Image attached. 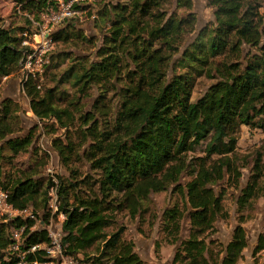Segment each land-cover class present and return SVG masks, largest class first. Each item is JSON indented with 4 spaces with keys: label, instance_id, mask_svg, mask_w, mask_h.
I'll list each match as a JSON object with an SVG mask.
<instances>
[{
    "label": "trees",
    "instance_id": "1",
    "mask_svg": "<svg viewBox=\"0 0 264 264\" xmlns=\"http://www.w3.org/2000/svg\"><path fill=\"white\" fill-rule=\"evenodd\" d=\"M14 1L24 24L0 25V78L19 69L21 34L57 5ZM95 1L96 11L89 4L83 9L101 29L99 45L76 27L78 16L61 20L52 34L55 45L94 52H49L42 79L22 84L37 122L68 129L78 121L92 138L85 158L94 174L44 176L46 156L31 150L38 125L20 135L18 101L6 97L0 101V190L14 209L42 211L43 225L63 214V254L87 264H143L118 216L135 218L152 193L171 190L182 199L181 207L175 203L161 215L164 238L175 247L171 264H238L247 245L243 223L264 194V139L252 151H237L243 125L264 133V0H207L214 19L189 42L197 26L193 0ZM65 57L70 63L57 73ZM200 77L213 82L192 100ZM26 152L31 161L19 168L15 160ZM225 184L238 194L235 225L223 244L210 236L215 222L230 216L220 208L223 191H216ZM51 190L58 202L53 215ZM185 218L193 219L187 229ZM34 223L0 221V264L16 262L10 250L16 228L24 226L25 247L49 242L43 228L31 230ZM263 250L264 232L252 256Z\"/></svg>",
    "mask_w": 264,
    "mask_h": 264
},
{
    "label": "rangeland",
    "instance_id": "2",
    "mask_svg": "<svg viewBox=\"0 0 264 264\" xmlns=\"http://www.w3.org/2000/svg\"><path fill=\"white\" fill-rule=\"evenodd\" d=\"M52 1L57 3V0ZM77 2L80 8L76 10L79 11L80 16L74 18V20L77 21L75 24L76 27L82 29L84 35L87 37H93L95 44L99 45L101 41V29H99V26H95L94 15L88 16L87 9H83V7L89 4L92 5L96 11L98 8L97 2L95 0H77L74 3ZM54 6L59 8L57 3V5L50 6L48 11H57L58 9H54ZM174 6L173 1L171 8ZM193 11L197 15V26L196 30L189 35L186 42L191 41L196 35L197 30L214 19L213 9L208 5L207 0H193ZM24 16L25 14L20 11L19 5H16L14 0H0V25L4 27L23 25ZM42 24H44V20L40 17L39 22L33 23V31L31 33L38 31V28ZM57 25H53L52 34L57 30ZM74 49V46L71 44L65 45L60 43L55 45L53 42V47L50 52L57 53L59 51H64L67 53H85L88 55L94 52L92 48H87L85 51L81 48H78L79 50ZM69 63L70 58L65 57L64 62L58 69L59 71L56 72H61ZM49 76L50 73L48 72V75H46L44 79V84L46 86L51 84ZM19 78L20 74L18 70L13 72L10 76H3L0 78V101L6 97L18 101L20 107L19 117L22 127L20 135L27 133L28 130L37 123L38 127L35 130V137L31 150L34 151L35 149H39V156H43V154L46 156V165L41 168L43 175L52 178L54 181H56L57 176L69 177L71 171H76L81 177L86 173L90 176L93 175L94 172L89 170V163L85 158L86 153H88L91 148V143H93L92 138L83 132V128L79 126L78 121H75L68 129L60 128L59 125L52 120H47L43 123L37 122L32 112L29 111V103L21 88ZM212 82L213 80L205 77L198 78L197 84L193 90L192 100L201 96ZM66 87L69 89L68 86ZM88 108L89 106L85 107V109ZM263 139L264 133H262L259 128L249 129L247 126L243 125L238 135L237 151L239 153L252 151L254 147L260 145ZM61 153H63V155H61ZM199 153L200 152L197 150L194 154L199 155ZM30 156V153L27 152L19 155L15 160L17 166L19 168H25L29 164V161H31ZM63 157L67 158L65 163L62 161ZM244 173L242 185H244L246 179V171H244ZM216 191H223L224 199L221 202L220 208L222 210L227 209L230 216L225 220L218 219L215 222L214 232L210 237L219 243L225 244L230 239L232 229L235 225V204L232 202V198H236L238 190L225 184L224 186H218ZM175 203L180 207L182 206V199L176 192H172L171 190L156 192L150 195V200L143 202L141 210H144L139 212L135 218H129L126 214H120L118 216V222H121L125 226V238L134 243V250L143 261V264L172 263L175 247L169 244L164 238L161 230V215L166 207ZM42 214L43 212L40 211L37 220L34 221L35 229L38 227V220H40ZM198 216L199 218L203 217L202 214ZM50 218H52L54 223L59 222L61 219L59 215ZM2 219L3 221H7L10 218H8V215L0 212V221ZM200 221H196V223ZM189 222L193 223V219H189L188 221V218H185L183 224L185 229H187ZM243 226L246 231L247 245L243 250L242 258L239 260L238 264H264V250L255 257L252 256V250L255 246L257 237L264 232V194L254 202L250 217L243 223ZM80 257L82 256L80 255Z\"/></svg>",
    "mask_w": 264,
    "mask_h": 264
},
{
    "label": "built area",
    "instance_id": "3",
    "mask_svg": "<svg viewBox=\"0 0 264 264\" xmlns=\"http://www.w3.org/2000/svg\"><path fill=\"white\" fill-rule=\"evenodd\" d=\"M76 1L77 0H57L59 5V8H57L58 10L50 11L49 14L45 13L41 16V19L44 20V24L40 25L38 31L33 33L23 32L21 34L23 37L21 42L22 55L18 63L21 88L22 84L29 78L42 79L45 66L49 63V52L53 47V25L59 24L63 19L80 16L79 11L73 8V4ZM49 194V208L51 215H53L57 210L58 202L53 190H51ZM0 212L8 215V218L20 217L22 219L29 218L35 221L38 217L37 214L32 213L30 209H14L7 202V194L1 190ZM59 217L61 218L59 222L54 223L52 218H50L44 225L41 219V221L38 220V227L36 229L43 228L46 231L49 238L48 243H38L25 247V239L22 238L24 226L12 230L10 250L16 258L15 264H87L63 254L60 244V222H62L64 216L60 213ZM31 230H35V223ZM22 245L24 249H22ZM28 255H32V258L28 259ZM37 255L43 257L45 261L40 262Z\"/></svg>",
    "mask_w": 264,
    "mask_h": 264
}]
</instances>
